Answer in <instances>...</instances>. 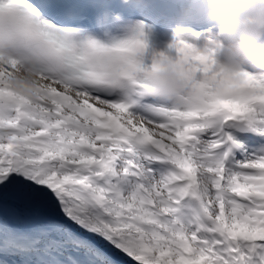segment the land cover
I'll use <instances>...</instances> for the list:
<instances>
[{
  "label": "snow or ice",
  "instance_id": "6c2138e0",
  "mask_svg": "<svg viewBox=\"0 0 264 264\" xmlns=\"http://www.w3.org/2000/svg\"><path fill=\"white\" fill-rule=\"evenodd\" d=\"M86 6L0 0V264H264V145L230 131L264 132V75L177 37L193 94L155 100L143 26L100 43Z\"/></svg>",
  "mask_w": 264,
  "mask_h": 264
},
{
  "label": "clouds",
  "instance_id": "9594fccd",
  "mask_svg": "<svg viewBox=\"0 0 264 264\" xmlns=\"http://www.w3.org/2000/svg\"><path fill=\"white\" fill-rule=\"evenodd\" d=\"M123 3L146 6V0ZM115 15L119 17L120 13ZM192 23L208 27L194 31ZM172 35L165 49L153 51L151 64L144 68L148 84L144 94L155 100L184 104L193 94L196 73L192 71V60L176 47L177 37L200 40L198 47L191 44L200 54L212 57L217 72L236 79L244 73L264 75V0H181ZM173 48L176 55L170 52ZM144 52L140 53L141 63Z\"/></svg>",
  "mask_w": 264,
  "mask_h": 264
},
{
  "label": "bare ground",
  "instance_id": "6f19581e",
  "mask_svg": "<svg viewBox=\"0 0 264 264\" xmlns=\"http://www.w3.org/2000/svg\"><path fill=\"white\" fill-rule=\"evenodd\" d=\"M146 37V44L147 45H155L159 49H165L166 45L170 43L173 40V35L166 29H156L151 26H145L143 29ZM184 39H187L189 43L190 39L188 37H182ZM193 44V43H192ZM195 45V44H194ZM197 46V45H195ZM198 47V46H197ZM145 55L143 56V64L149 65L151 64L149 61L145 60Z\"/></svg>",
  "mask_w": 264,
  "mask_h": 264
}]
</instances>
